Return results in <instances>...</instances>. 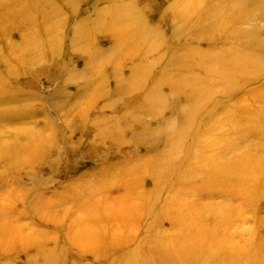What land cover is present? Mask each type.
I'll return each instance as SVG.
<instances>
[{
    "label": "rangeland",
    "instance_id": "obj_1",
    "mask_svg": "<svg viewBox=\"0 0 264 264\" xmlns=\"http://www.w3.org/2000/svg\"><path fill=\"white\" fill-rule=\"evenodd\" d=\"M45 1L47 10L37 6L35 16L28 15L27 19L33 22V33L44 27L47 19L54 23L55 37L46 50L34 55L30 49L18 47L24 27H0V56L9 62L12 56H40L29 60L24 65L27 69L19 67L15 79L6 80L10 91L4 97L15 101L0 104V144L19 150L21 160L28 164L15 168L10 160L0 161V264H28L36 257L41 242H53L55 238L65 252L75 247L73 238L79 229L73 224L81 219L80 208H87L83 195L103 187L105 191L99 192L96 200H112L118 213L129 211L124 219L128 229L110 230L113 236H120V247H110V240L103 242L100 248H109V253L89 259L88 264H122L130 253H135L138 264H162L161 256L155 259L151 254L160 250L159 240L175 238L172 222L160 216L165 204L174 199L182 201L184 212L203 216L201 229L214 233L218 242H227L240 254L243 250L250 264H264V193L255 184L257 177L245 173L248 180L240 187L216 184L196 190V180L181 184L178 169L188 164L189 141L179 142L174 149L171 138L185 123L184 114L192 102L166 90L162 91L165 103L160 106H145L141 101L153 92V80H160L161 72L178 75L171 69L175 63L182 64V55L190 49L199 48L202 53L213 49V53L221 54L225 45L209 47L197 34L188 40L177 36L176 9L180 8L176 7L180 0ZM245 10L252 16L241 21L233 35V41L242 46L228 47L250 61L220 89L212 91L215 93L202 104L193 122L202 129L211 128L208 136L200 138L202 144L224 145L220 141L222 133L231 138L232 149L229 144L228 154L221 157L225 165L243 154L253 163L264 161V136H236L226 125L238 121L241 128L264 120V7L246 6ZM123 11L133 22L120 31L122 38H117L111 30L117 26L115 15ZM8 29H14L12 34ZM219 38L218 33L211 40ZM186 44L191 46L185 50L182 46ZM15 47L20 49L14 51ZM193 70L200 73L199 68ZM144 73L148 74L144 81H149L139 87L138 93H131L127 88L132 75ZM212 80L217 83L218 77ZM195 152L200 153L199 149ZM37 198L48 202L50 209L42 205L34 212ZM142 198H149L145 208L140 204ZM91 212L86 209V213ZM81 227L90 230L91 225L84 222ZM20 238H26L27 243ZM17 244L26 249L15 251L12 247Z\"/></svg>",
    "mask_w": 264,
    "mask_h": 264
},
{
    "label": "bare ground",
    "instance_id": "obj_2",
    "mask_svg": "<svg viewBox=\"0 0 264 264\" xmlns=\"http://www.w3.org/2000/svg\"><path fill=\"white\" fill-rule=\"evenodd\" d=\"M180 1L181 3L178 4V6L176 7V8H180V10L176 9L177 19L179 21V26L177 28L176 35L182 36L183 39L187 37L188 40L190 38L189 36L193 34H197L200 35L203 40L206 39L207 43H209V47L210 46L215 47L224 44L225 45L224 49H222L221 54H216L217 51L216 53L215 52L213 53L212 52L213 49H211V51L206 53H202V51L199 50V48L190 49L187 55L184 54L182 55L183 56L182 64L175 63L173 65L174 68L171 69L172 71L176 72V74L178 75L176 76L174 74L167 76V73L161 72L160 80H158V77L157 79L153 80V84H154L153 92L151 91L149 94H145L141 101L142 103H145V106L146 105L160 106L162 103L163 104L165 103V97L162 94L163 93L162 91L166 90V92L169 93V95H173L179 98L181 97L180 98L181 100H187L190 101V103L192 102V106L188 110V113L184 114V117H186L185 123L180 126L179 128L180 131H176L177 133L176 132L173 133L172 137L174 138H171L173 141L174 149L178 146L179 142L189 141V143L186 145L188 152L187 154H189V158L187 159L188 164L185 163L184 164L185 166L183 165L179 169L177 168L180 172L179 174L181 175L179 180L181 184L189 185L190 183H192L193 180H196L197 181L196 190H198L201 187H205V186L210 187L216 184L218 185L220 184L221 186L240 187L243 186L245 180H248L245 173H249L252 178L257 177L258 182L255 181L256 182L255 184L256 186H261V189L264 193V161L259 163H253L252 161L249 160L247 156L243 154L242 156H239V159H234V162L227 165L223 164L221 162V157L226 156V154H228L229 148H227V146L230 144L231 138L225 136L224 133L219 134L220 137L222 138L220 139V141H222V143L224 142V145L226 144V147H223L224 145L217 146V143L215 144L213 142L212 144L208 143V145H206L205 143L202 144L200 142V138H203L204 136H208L211 128L209 129V127H207L206 129H202L200 125H198L199 126L198 127V126H194L193 124L195 120L194 116L197 113L199 114L202 104L206 102L207 99H209V97L213 93H215L212 91L216 89H220L222 85H224L227 82L228 78L233 73L243 70V68L244 67L246 68L247 64L249 63L250 61L249 58L246 57L242 58L240 56H237L236 54L237 50L233 49V47L230 49L228 45L233 46V44H237L235 43L236 37L234 38L233 36L234 34H236L237 25H239L241 21L250 19V17L252 16L246 14V10H245L246 6L256 7V8L259 6L264 7V0H180ZM46 5H48V2H46L45 0H0V27L4 29L12 25L19 26L20 28L24 27V30L20 33L21 41L18 44L19 45L18 47L28 48L32 51L34 55H37L40 53V51L46 50L48 47H51L50 43L53 42V39L55 37L54 36L55 34L53 33L55 26L52 20L50 19L45 20L43 22L44 27L41 28L39 27L37 33H33L32 32L33 22H31L30 24V20L27 19L28 15H30L31 17L35 16L36 14L35 9L37 6H45L43 9L47 10ZM51 12L53 13L55 12L54 10H52V7H51ZM41 13H46V18H50L48 12L42 10ZM125 13L126 12L123 11L122 13L115 15V21L117 22L116 24L117 26L114 25L116 27H114L111 31L112 33H114V36H116L117 38H122L120 31H122L123 28L130 27V25H132L133 22L130 17V14L128 15ZM12 30L14 29H8V33L10 32L12 34ZM40 32H42L44 41L41 39ZM218 33L221 38H219L218 40L215 39L211 40L212 36H217ZM249 36L251 37L252 35ZM233 39H235V41H233ZM44 43L46 47L44 46ZM39 46L41 48H39ZM190 46L191 45L186 44L182 47L185 48L186 50L187 48H190ZM226 46L227 48H225ZM236 46H238L239 48V46L242 45L237 44ZM19 49L15 47L14 51H18ZM39 58L40 56H12L13 60L11 59V61L9 62L7 60V57L0 56V96L3 95V97L0 98L1 99L0 104H10L15 101L13 98L4 97V94L10 91V88L6 85V80H9L11 78L15 79L18 76L17 73L19 72H17V69L19 67L22 69L23 68L27 69L28 66L25 67L24 65L28 64L29 60L32 61V60H37ZM23 60L25 61L24 63ZM195 68H199L200 73L195 74L193 70ZM146 75L148 74L144 73L140 76L132 75L131 80L132 79L133 80L131 81L132 82L131 86H129L127 89H130L131 93L134 94L138 93L139 87L144 82L149 81V80L144 81ZM215 77H218L217 83H214L212 80ZM131 88L134 89L132 90ZM246 121H250V120L247 119ZM226 125L229 128H231V130L229 131L233 132L236 136H238L239 134L247 137H257L259 135L264 136V120L262 119H259L256 124L253 125L247 124V126L241 128L239 127L240 125L238 124V121H234L230 125L227 123ZM230 148L232 149L231 144H230ZM198 149L200 153L199 154L197 153L198 155H196L195 151ZM18 152L19 150L12 151L8 149L7 145L0 144V161L10 160L11 162H14V164L12 165L15 168H24L28 164L27 162L24 163L21 160L20 153ZM165 159H170V158L169 156L168 157L166 156ZM17 163L20 164L21 166H18ZM150 164L152 165V163ZM155 164L156 166H158L157 163ZM194 164L196 168L194 167ZM139 184L140 183L138 184L135 183V185L137 186ZM113 188L115 187L113 186ZM105 189L106 188L103 187L98 190H93V191L88 190L87 193L83 195L85 201L84 205L87 207L86 209L87 210L91 209L92 212L91 214H88L86 213V209L81 210L80 208L81 219L73 224L74 227L77 226L79 229L78 232L76 231L77 233L73 238L75 247L74 246L73 248L70 247V250L67 247H65L67 248L66 250L67 252H65V250L62 248L63 245L60 243V240H58L59 242H57L56 238L54 240L55 242L54 241L53 242L45 241L44 243L41 242L42 244L40 243L39 244L40 246L38 245L37 247L38 253L36 257L28 264H88L89 259L91 260V259H95L96 257L102 256V254H105L110 250L109 248H100V245L103 242L110 240V247L113 248H115L116 245L120 244L121 241L119 240L120 236H113V234L109 231L111 230L113 232L114 228L121 229L122 231L127 230L128 228L126 227L127 225L125 224L124 219L126 218V216H129L130 213L129 211H127L128 214L127 213L121 214L115 211L114 209L115 202H113L112 200L109 202L105 200L106 201L105 203L98 202V200H96L97 194H99V192L105 191ZM109 189H112V186ZM83 196L76 195L75 198L81 199L83 198ZM10 198L11 197H9V199ZM100 199L101 198L99 197V200ZM148 200L149 198H142L140 204H143L145 208L147 206V203L149 202ZM181 202L182 201L178 202V200L174 199L170 203L167 202V204H165V206L161 210L160 216L172 222V229L175 231V238L173 239L163 238V240L161 241L159 240L158 247L160 248V250H154V253L156 254L152 252L151 258L153 256L156 259L158 255L161 256L160 261L162 262V264H219V263L250 264L248 262L249 260L247 261L248 258L247 256H245L243 250H241V254H240L239 252L240 250L236 252V250L231 248V246H229L227 242H218V240H216V235H214V233H207L204 230H202L201 224L204 223L203 216L198 215L196 212L195 213L184 212L186 207H181L182 204ZM177 203L180 205L176 207ZM42 205L47 208L51 206V205L49 206L48 202L44 203L41 200V198H37L32 207L34 212H38L39 208H41ZM134 207L136 208L135 205ZM249 207L247 209H249ZM241 209L244 208L242 207ZM133 211L135 212V210ZM84 222L91 225L90 230L82 229L81 225ZM11 237L13 239H17V236L15 235ZM21 238L20 240H22ZM24 239L26 238H23V240ZM83 240L86 242L85 246L81 245ZM155 242L156 240H154V243ZM174 243H175L174 245L175 247L171 248V244ZM74 244H71L70 246ZM207 246H210L209 250H205V247ZM118 247H120V245H118ZM12 248L13 249L16 248L15 251H19V252H22L24 249H26L22 244H17V246H14ZM111 254L112 252L110 253V255ZM92 264L94 263L92 262ZM122 264H138L135 258V253L128 254V256H126V260L122 262Z\"/></svg>",
    "mask_w": 264,
    "mask_h": 264
}]
</instances>
